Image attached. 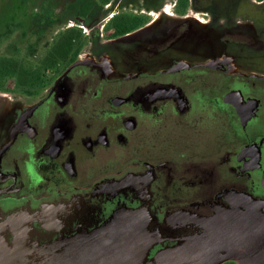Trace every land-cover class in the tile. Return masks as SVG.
I'll return each mask as SVG.
<instances>
[{"label":"flooded vegetation","instance_id":"flooded-vegetation-1","mask_svg":"<svg viewBox=\"0 0 264 264\" xmlns=\"http://www.w3.org/2000/svg\"><path fill=\"white\" fill-rule=\"evenodd\" d=\"M60 9L56 37L18 45L41 77L0 106V222L56 207L72 229L145 206L164 237L207 232L209 264H247L224 236L264 229V0Z\"/></svg>","mask_w":264,"mask_h":264},{"label":"water","instance_id":"water-1","mask_svg":"<svg viewBox=\"0 0 264 264\" xmlns=\"http://www.w3.org/2000/svg\"><path fill=\"white\" fill-rule=\"evenodd\" d=\"M56 209L3 219L0 264H209L213 247L207 232L199 237H164L151 227L145 206L122 208L102 223L77 221L72 229ZM36 223L49 232L47 236L33 234ZM224 237L245 243L247 264H264V229Z\"/></svg>","mask_w":264,"mask_h":264},{"label":"trees","instance_id":"trees-1","mask_svg":"<svg viewBox=\"0 0 264 264\" xmlns=\"http://www.w3.org/2000/svg\"><path fill=\"white\" fill-rule=\"evenodd\" d=\"M62 1L0 0V46L4 42H8L10 50L7 54L0 55V91L15 86L31 93V82L40 78L41 72L35 69L34 65L24 66L16 56L20 39L23 44L31 45V42H26L30 38H44L46 32L53 28L52 24L61 21L63 14L62 10L58 11V9L61 7ZM37 7L44 11L35 12L34 9ZM18 33L20 35H17ZM39 42L37 41L35 45L38 46ZM62 46V41H59L45 57L44 65L55 64L57 57L62 58ZM15 48L17 50H14Z\"/></svg>","mask_w":264,"mask_h":264},{"label":"rangeland","instance_id":"rangeland-1","mask_svg":"<svg viewBox=\"0 0 264 264\" xmlns=\"http://www.w3.org/2000/svg\"><path fill=\"white\" fill-rule=\"evenodd\" d=\"M61 30H62V26H59V27L54 28V29L52 28L49 31V33L46 36V38L51 39L52 37H56L57 35H55V34L57 32H61ZM14 50H17V49L15 48ZM9 51L10 50L8 48V42H4L3 44H1V46H0V55H5ZM42 54H43V50L40 49L39 58L42 56ZM5 93H7V94H4V96L5 97H10V99L9 98L8 99L7 98H0V106H3L4 102H9V101L13 102V101H15L16 99L19 98V95H20V93L16 89H14V86H10V89L8 91H5ZM4 96L0 95V97H4Z\"/></svg>","mask_w":264,"mask_h":264}]
</instances>
